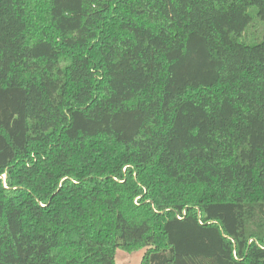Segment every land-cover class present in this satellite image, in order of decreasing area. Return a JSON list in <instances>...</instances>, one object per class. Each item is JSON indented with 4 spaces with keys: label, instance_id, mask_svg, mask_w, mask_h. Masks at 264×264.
<instances>
[{
    "label": "trees",
    "instance_id": "obj_1",
    "mask_svg": "<svg viewBox=\"0 0 264 264\" xmlns=\"http://www.w3.org/2000/svg\"><path fill=\"white\" fill-rule=\"evenodd\" d=\"M264 264V0H0V264Z\"/></svg>",
    "mask_w": 264,
    "mask_h": 264
},
{
    "label": "rangeland",
    "instance_id": "obj_2",
    "mask_svg": "<svg viewBox=\"0 0 264 264\" xmlns=\"http://www.w3.org/2000/svg\"><path fill=\"white\" fill-rule=\"evenodd\" d=\"M145 250L128 253L118 249L116 252V264H141Z\"/></svg>",
    "mask_w": 264,
    "mask_h": 264
}]
</instances>
